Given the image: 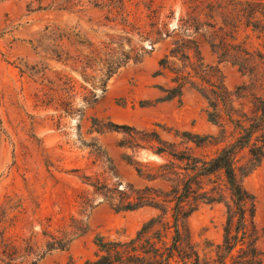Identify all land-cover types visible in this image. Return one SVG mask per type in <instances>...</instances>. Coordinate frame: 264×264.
<instances>
[{
  "label": "rangeland",
  "instance_id": "1",
  "mask_svg": "<svg viewBox=\"0 0 264 264\" xmlns=\"http://www.w3.org/2000/svg\"><path fill=\"white\" fill-rule=\"evenodd\" d=\"M219 1L0 0V215L11 203L15 223L6 236L20 246L14 264H83L95 258L96 235L133 237L156 212L116 211L119 196L109 199L107 190L165 188L154 177L168 158L149 149L157 145L152 133L177 150L192 145L175 132L217 136L204 95L219 92L220 79L234 108L244 104L249 111L235 92L248 76L220 62L210 46L222 32L206 26L214 21L207 5ZM217 13L216 27L230 31L227 14ZM52 25L60 29L58 42L45 30ZM242 30L241 40L264 56L263 39ZM110 51L127 59L112 61L120 67L102 87L105 66L98 61ZM75 58L91 68L82 73ZM179 85L181 96L165 100ZM107 123L134 130L99 132ZM215 150L193 149L198 155ZM242 185L254 196L264 264V161ZM224 222L223 204H199L187 220L192 242L200 249L219 244ZM46 233L70 240L68 247L47 251L53 240Z\"/></svg>",
  "mask_w": 264,
  "mask_h": 264
},
{
  "label": "trees",
  "instance_id": "2",
  "mask_svg": "<svg viewBox=\"0 0 264 264\" xmlns=\"http://www.w3.org/2000/svg\"><path fill=\"white\" fill-rule=\"evenodd\" d=\"M230 1L229 3L228 0H221L218 4L215 2L216 5L212 2L207 5L209 18L214 21L206 26L215 32L217 29L222 32L219 38L216 37L210 43L219 61H230L242 74L248 76L249 83L237 87L235 92L243 94V99L248 100L249 111H245L244 104H239V109L234 108L233 94L223 86L220 79L219 92L204 95L208 104L207 120L219 128L217 136L187 131L175 132L176 137L192 145L177 150L175 144L166 143L157 134L152 133L157 145L149 149L155 155H165L168 158L158 166L154 178L161 179L166 187L136 190L127 186L120 190L117 185L107 190V194L109 199L119 196L116 211H135L148 207L156 212L155 216L145 221L134 236L125 241H113L96 235L95 258L86 260L83 264L261 263L253 223L254 196L243 187L242 180L264 161V56L258 48H249L248 44L241 40V31L250 30L256 39H263L264 43V0ZM218 10L227 14L230 31H223L221 26L216 27ZM45 30H50L49 33L56 36L54 42L59 41V27L46 26ZM254 52L257 53V58ZM170 54H173V51ZM97 56L98 54L95 59ZM104 56L107 59L98 61L105 66L100 85L102 87L120 67V64L115 66L112 61L125 62L127 59L123 54H120L123 59L115 57L113 51ZM52 57L61 62L59 55ZM73 60L74 64L82 65V73L91 68L79 58ZM182 86L167 90L165 100L179 98ZM133 130L131 127L113 123L98 128L99 132L127 133ZM204 147H216V150L212 155H198L193 151ZM136 171L138 175H143L140 168H136ZM146 176L151 177L149 174ZM199 204H223L225 208L221 242L208 243L202 249L192 242L187 226L188 218L197 210ZM12 211L9 202H6L1 210L0 264H14L20 251V246L6 236L8 228L13 227L15 223V216L9 217ZM47 222L48 228L50 220L47 219ZM6 223L7 227L1 226ZM78 232L82 235L86 230ZM46 236L53 240L47 243V251L65 250L70 242L64 237L55 241L54 235Z\"/></svg>",
  "mask_w": 264,
  "mask_h": 264
}]
</instances>
